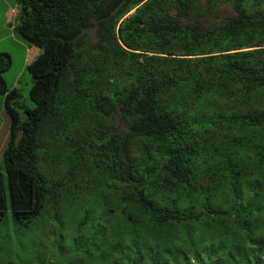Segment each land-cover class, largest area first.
<instances>
[{"label":"trees","instance_id":"trees-1","mask_svg":"<svg viewBox=\"0 0 264 264\" xmlns=\"http://www.w3.org/2000/svg\"><path fill=\"white\" fill-rule=\"evenodd\" d=\"M14 2L8 264H264V0Z\"/></svg>","mask_w":264,"mask_h":264},{"label":"rangeland","instance_id":"rangeland-1","mask_svg":"<svg viewBox=\"0 0 264 264\" xmlns=\"http://www.w3.org/2000/svg\"><path fill=\"white\" fill-rule=\"evenodd\" d=\"M15 5L16 4L14 0H0V50H5L10 57L9 67L1 72V77L3 79V82L8 88L15 86L18 89V92L20 94L21 104L27 107H31L32 102L28 99L27 96L28 87L30 84V76L26 72L24 67L27 64V62H29L31 58L35 55L36 50H34L32 55H29L28 52L25 51V47L28 44H26L24 41L22 43L24 46L23 48H21L19 45L14 44L15 41L18 40L16 35L14 34V31L12 30V26L14 24L15 19L11 11L12 9L15 8ZM23 49H24V53H23ZM8 124H9V119L7 114L3 110L2 95L0 94V166H1V153L8 140ZM49 224L50 223L45 224L42 222V224L40 225L41 227L36 228L34 230V233L32 232L34 225L27 229L28 233L26 234V236L30 237L34 241V246L37 250L40 247V244H38L37 241L41 233L44 232V229L50 226ZM2 232H4V234L1 240L3 249L0 252V264H8L11 261L9 258H6V253H8V251L11 252L13 247L17 248V245L16 247L13 246L11 249L9 248V250L6 247L7 244H9V242L10 243L14 242L13 236L16 235L15 234L13 235L11 233V230H7L6 227L2 229ZM7 233L8 236H11V238L9 237L10 239H8L6 242ZM67 235H68V230H63L62 236L64 240L66 239ZM38 255L42 257V261H44L47 257L44 251H39ZM26 258L31 259V256L27 255ZM30 264H34L33 261Z\"/></svg>","mask_w":264,"mask_h":264},{"label":"clouds","instance_id":"clouds-1","mask_svg":"<svg viewBox=\"0 0 264 264\" xmlns=\"http://www.w3.org/2000/svg\"><path fill=\"white\" fill-rule=\"evenodd\" d=\"M17 7H16V5H15V8L14 9H12V11H11V13H13V17H14V19H15V16H16V14H17ZM13 30V29H12ZM27 47H28V49H27V52H28V54L29 55H32L33 54V52H34V50H36V53H35V55L31 58V60L37 55V53L39 52V49L37 48V47H35V46H33V45H27ZM31 48V49H30ZM30 50H33V52L31 51L30 52ZM2 52H5V51H2ZM30 60V61H31ZM29 61V62H30ZM29 62H27V63H29ZM15 87V86H14ZM16 88V87H15Z\"/></svg>","mask_w":264,"mask_h":264},{"label":"crops","instance_id":"crops-1","mask_svg":"<svg viewBox=\"0 0 264 264\" xmlns=\"http://www.w3.org/2000/svg\"><path fill=\"white\" fill-rule=\"evenodd\" d=\"M10 10H11V9H10ZM23 47H24V46H23ZM27 49H28V47L26 46V47H25V51H27ZM30 49H31V48H30ZM0 51H5V50H0ZM31 51L33 52V50H30V52H31ZM5 52H6V51H5ZM25 56H26V55H25Z\"/></svg>","mask_w":264,"mask_h":264}]
</instances>
